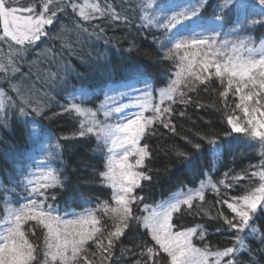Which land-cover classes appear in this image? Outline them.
Here are the masks:
<instances>
[{"label":"trees","instance_id":"obj_1","mask_svg":"<svg viewBox=\"0 0 264 264\" xmlns=\"http://www.w3.org/2000/svg\"><path fill=\"white\" fill-rule=\"evenodd\" d=\"M176 1L179 0H155V7H171ZM185 1L202 5L198 15L204 26V22L211 21L214 11L219 14L217 5L224 3V0ZM73 2L81 5L83 0H63L60 6L64 10L57 12L54 23L46 29L47 35L42 36L22 59L16 57L17 46L10 49L8 42L0 41V62L6 63V57L12 55L19 68L18 72L11 68L8 72L0 71V90L15 101V106L5 114L7 127L0 124V224L5 221L7 208L26 203L25 198L31 192L27 180L32 175L34 160L44 140L59 156L54 169L61 179V185L41 189L47 196L45 204L64 217H73L85 210H101L102 214V206L111 196V190L101 175L102 155L92 135H78L80 118L74 113L63 112V107L70 102L69 94H75L77 99L74 102L80 103L79 90L87 91L89 102L84 106L92 108L103 101L109 88L125 84L132 70L143 71L153 88L168 86L177 71L175 55H166L172 48L169 42L172 33L155 24L145 26L146 22L141 19L144 15L141 6L149 0H99L102 7L112 4L121 13L119 21L99 16L83 21L78 15L79 9H72ZM29 4L40 9L42 0H21L13 6L27 7ZM204 4L207 6L203 7ZM153 9L151 7L148 11L163 23V13ZM257 12L255 8L248 9L247 15L236 9L225 11L224 20L218 25L219 41L234 38L239 41L245 36L250 39L263 37L264 23H251L262 19L254 14ZM78 24L87 31H76L74 26ZM99 28L104 32L100 33ZM42 50L46 54L38 55ZM66 64L72 67L67 74L63 71ZM50 72L58 73V76L51 78ZM17 84H23L33 94L46 95L47 107L42 115L31 113V109H27L29 115H21L19 107L23 104L13 89ZM226 87V81L222 82L215 75L205 84L198 83L194 91L184 92L186 103L175 100L169 106L171 112L161 118L163 123L157 120L148 127L141 143L148 145L149 156L145 158L143 171L151 179L141 181L136 195L143 199L132 205L133 214L143 216L142 205L166 199L177 190L199 188L201 181L211 179L216 188L206 187L204 200H194L191 209L182 205V211L173 214L172 223L176 229L196 228L197 235L203 236L202 243L213 251L234 244L235 230L228 229L223 216L232 218L235 214L224 201L234 202L233 197L247 194L261 181L259 175L252 174L264 171V154L258 141H250L244 133H235L227 122L229 116L239 120L241 108L236 107L240 104V97L234 89L227 96L220 95ZM33 121L36 122L35 135L30 134ZM164 123L170 126L165 128ZM213 137L218 147L215 157L208 143ZM194 144H200L201 149L195 150ZM177 151L194 160L192 169L186 166L187 161L178 156ZM33 197L44 199L37 194ZM253 227L257 229L254 236L248 230L245 233L248 249L238 254L242 264H264V244L261 243L264 214L255 217ZM24 230L30 242L42 249L46 230L37 226L35 221L26 224ZM31 230L36 234L33 235ZM113 230L111 226L103 227L105 245L107 232ZM145 246L155 247L150 233L146 234L142 224L132 222L131 230L125 229L115 241L112 255L104 264H137V261L143 264L146 256L141 253ZM94 253L96 255L89 258L94 264H101L97 246ZM38 259L43 264L42 251Z\"/></svg>","mask_w":264,"mask_h":264},{"label":"snow or ice","instance_id":"obj_2","mask_svg":"<svg viewBox=\"0 0 264 264\" xmlns=\"http://www.w3.org/2000/svg\"><path fill=\"white\" fill-rule=\"evenodd\" d=\"M21 0H0V41L8 42L9 48L16 47V57L23 58V55L41 39L46 36V27L52 25L58 11H63L60 6L63 0H42L41 10L37 11L36 6L29 4L27 7L13 6ZM259 15L261 20H252V24L264 23V0H257ZM67 6V5H64ZM207 5L204 4L203 7ZM74 11L79 9L78 15L83 21H91L99 17H110L113 21L121 19V13L117 12L112 4L101 6L99 0L90 2L85 0L82 5L71 3ZM144 15L142 21L145 26L155 24L162 27L165 31L171 32L169 42L175 40L173 47L168 49L167 56L179 55L184 50V55L180 57L181 63L177 66L175 78L170 80L167 87L159 90L158 104L152 103V93L146 74L140 69L129 72L126 83L123 87L130 91H135V83H143L145 89L141 90V95L130 99V104H121L119 107H109L114 103V98L105 93V100L101 102L95 111L85 107L89 102V93L80 89V103L74 102L77 97L69 94L71 99L67 106L63 107V112L74 113L80 118L79 132L80 137L88 134H95L98 141L108 145V158L106 171L101 175L107 180L112 189V200L115 206L111 207L105 202L102 206L105 212H111L115 220L113 231L107 232V244L103 242V232L97 227L99 220L96 217V210H88L83 214L76 215L75 219H64L51 205H46L47 196L45 191L51 187L61 185L58 171L51 167L42 171L40 176L35 179L27 180L28 185H35L31 192L44 199L27 198V202L19 207H9L6 209V219L3 221L4 228L0 231V264H40L38 259L39 252H43V264H94L89 258L88 242L92 241L100 250L101 264L112 255V248L125 232L131 230L132 222L142 224L146 229V234L151 235V240L158 247L145 246L141 255L146 256L143 264H242L238 260V254L248 249L246 244L248 230L253 236L257 229L253 227L255 217L264 214V171L253 173L259 175L261 183L247 194L233 197L234 202L224 201L228 208L235 215L232 218L223 216L224 222L229 230H235L233 246L225 247L222 250L213 251L208 245L198 247L193 242V237L197 234L196 228L173 231V214L182 211V205L189 209L193 207L194 200H204V190L206 187L216 188L211 179L201 181L200 187L187 192H181L170 196L167 200L161 201L155 207L145 206L144 211L147 215L136 216L133 214L132 205L142 197L134 195V190L139 186L141 180H150L151 177L145 175L143 171H137L144 164L145 158L149 156L148 145H141L140 141L146 134V130L155 121L160 120L166 113L171 112L170 107H162L165 101L175 102L179 96L182 102L186 95L181 88L187 87L194 91L197 84L207 83L213 75L226 81L227 87L220 95L227 96L229 91L234 89L235 94L240 97V104L237 108H242L245 117H249L242 126L238 118L228 117V124L231 125L235 133H244L250 141H258L262 154H264V40L257 46L250 38L240 39L239 41L220 40V32L215 28L211 29V35H205L209 31L201 24L198 13L202 5L199 3L188 5H174L160 7L156 5L153 9L163 13V23L160 19L152 15L148 9L152 7V0L141 6ZM255 3H244L243 0H224L218 4L219 14L214 11L210 21L213 25H220L224 20V12L236 9L246 15L248 9L255 8ZM55 8V10H53ZM176 9H179L177 11ZM171 12V15L168 13ZM127 20V17H124ZM191 23L193 28L191 36L182 35V31H187L186 24ZM76 31L85 32L86 28L81 25L74 26ZM96 27H99L98 25ZM195 28H202L203 31L195 32ZM63 31V29H61ZM103 33L104 29L99 28ZM229 45L231 47L229 48ZM194 51H190L193 50ZM227 52V55L225 53ZM46 53L42 50L38 55ZM16 57L8 55L6 63L0 62V71L8 72L9 68L13 72H18L16 67ZM197 57H200L197 60ZM214 68V74L209 69ZM72 70L71 65L66 64L63 68L65 74ZM207 75H204V74ZM51 78L58 76V73H49ZM64 79L63 76L60 77ZM20 98L22 107H19L21 115L31 113L40 116L47 107L46 95H36L31 89H26L23 84L13 85ZM107 91H115L109 88ZM121 96L127 93H120ZM256 106H251L252 104ZM138 107L139 111L126 117H122L116 124H108L96 119L97 111H103L105 118L113 113H122L129 106ZM15 106V101L3 90H0V124L7 127L6 111ZM151 110L152 115L145 116V112ZM259 113V117L256 115ZM182 115V114H181ZM36 122H32L31 135L36 133ZM170 125L164 123V127ZM27 129V125H26ZM174 130V129H173ZM192 143V141H188ZM211 145V153L215 157L218 153L217 141L213 137L208 140ZM56 147H59L57 145ZM195 150H200V144H194ZM177 155L187 161V167L193 168L194 160L188 154L177 151ZM130 157L134 158V163L130 162ZM30 221H35L37 226L46 230L43 236L42 249L39 245L30 242L25 233L24 226ZM35 235V230H31ZM245 234V235H242ZM201 239L203 236L201 235ZM264 244V237L261 238ZM250 250V249H249ZM107 253V256L104 255ZM166 254V255H163ZM91 253V256H95ZM227 258V259H225ZM236 258V259H234ZM141 264V261H137ZM258 264V262H255Z\"/></svg>","mask_w":264,"mask_h":264},{"label":"rangeland","instance_id":"obj_3","mask_svg":"<svg viewBox=\"0 0 264 264\" xmlns=\"http://www.w3.org/2000/svg\"><path fill=\"white\" fill-rule=\"evenodd\" d=\"M84 2H85V0H83V2L81 3V5ZM90 2H93L94 3L93 0H90ZM233 2H235V0H233ZM243 2L244 3H250V4L251 3H255L256 4L255 9L257 11H259V5L257 3V0H243ZM177 4H180V5H188V4H192V2L185 1V0H179V1H176L174 4H172L171 6H174V5H177ZM152 7L156 8L155 7V0H152ZM40 10H41V8L40 9H37V11H40ZM176 10L179 11V9H176ZM170 15H171V13H170ZM209 21H210V19H209ZM204 23H205V27L209 29V31L205 32V35H211V29L212 28H215V30L219 32L218 25H213V24H211L208 21L207 22H204ZM47 27H46V29H47ZM186 28L188 30L187 31H182L181 34L182 35H186V36H191L193 34V32L191 31V29L193 28V25L191 23H187L186 24ZM194 31L198 33V32L203 31V29H201V28H195ZM244 38H247V37L245 36V37H243V39ZM225 40H229V39H225ZM251 40H252V42L255 45L258 46L260 44V42L262 40H264V36L263 37H260L258 39H251ZM218 41H219V37H218ZM229 41H238V38H234L233 40H229ZM174 42H175V40H172L171 41V47H173V43ZM230 47H231V45H229V48ZM190 51H194V49L193 50H190ZM183 55H184V50H181L180 53H179V55H175V57L178 60L177 66L181 63L180 57L183 56ZM225 55H227V52L225 53ZM199 59H200V57H197V60H199ZM209 71L210 72H213V74H214L215 69L214 68H211V69H209ZM204 75H207V74L205 73ZM123 85L114 88L115 91H109L107 93V95L112 96L114 98V103L109 104V107H119L121 104H130V99H134L135 97L140 96L141 95V90H144L145 89V85L143 83H141V84L135 83L133 85V88L135 89V91H130L128 88L123 87ZM163 88H165V87H163ZM160 89L161 88H153V86L149 83L148 90H150L151 93H152V97H153L152 103L153 104H158L160 102V100H159V94H158ZM181 90L183 92H185L186 90H189V88L182 87ZM120 93H127V95L121 96ZM179 99H181V98L179 96H177L175 100H179ZM104 100H105V97H104L103 101ZM171 103H172L171 101H165L164 104L162 105V107H169ZM262 103H264V99H262ZM99 105L96 106V107L89 108V109L95 111V110H97L99 108ZM251 106H256V105L253 103ZM262 110H264V109H262ZM137 111H139V108L138 107H134V106H131L130 105L128 108L124 109L122 113H113L110 117H107V118H105V116L103 114V111H97L96 119H98V120H100L102 122H106L108 124H116V123H118L121 120L122 117H126V116H128V115H130L132 113L137 112ZM144 114H145V116H150V115H152V112H151V110H148ZM239 114L241 116L239 115L240 117H239L238 122L243 126V124H245L246 120L249 117H245L242 108H241V113L239 112ZM166 115H167V113L165 114V116ZM256 115L259 117V113H257ZM164 117H162V118H164ZM90 135H92L96 139V142L98 144V149L100 150L101 155H102V159H103V172H105L106 171V165H107V158H108V155H109V152H108V147L109 146L108 145H105L101 141H98V139L95 136V134H90ZM140 144L143 145L141 143V141H140ZM37 155H38L37 158L34 160L35 163L33 164L34 170L32 171V175L29 178V179H32V180L37 179L40 176L41 172L42 171H46L47 168L51 167V168L54 169V166H55L56 161L59 160V156L57 155L56 150L53 147H51V144L50 143L48 144L47 140H44V143L40 147V152H38ZM130 162L134 163V158L130 157ZM136 170L137 171H143V165L140 166L139 168H137ZM103 181H104L105 185H107V187H109L110 190H111L110 191L111 196H110V198L106 202H107V204L109 206L114 207L115 206V201L112 200L113 189H112L110 183L107 180H105L104 177H103ZM141 181H140V183H141ZM140 183H139V185H140ZM260 183H261V181H259L254 188L258 187L260 185ZM33 186H35V185H31V188ZM136 189H137V187L134 190V195H136ZM193 190H195V189H193ZM187 191L188 190H177L176 192H174L170 196L177 195V194H179L181 192H187ZM34 195H35L34 193L30 192L28 194V196H26L25 201L27 202V198L35 199V197H33ZM169 197H167L166 199H160V200H158V201H156L154 203H151V204H144V205H142L141 209L143 210L144 215H147V213L144 211V208H145L146 205L149 206V208L155 207L161 201L167 200ZM87 211L88 210L79 212V213H77V215L78 214H83V213H85ZM95 214H96L97 219L99 220V224L97 225V227L100 228L101 231L103 230V227H110V226L111 227H115V220L113 219V215H112L111 212H105L102 209V214H101V210H96V213ZM61 217L64 218V219H75L76 218V216H73V217H64V216H61ZM5 219H6V217H5ZM4 226H5L4 223L0 224V231L3 230ZM178 230H181V229H176L175 227L173 228V231H178ZM193 242L198 247H204V244L202 243L203 241H202L201 237L198 236L197 234L193 237ZM154 246L155 247H158V246L155 245V242H154ZM87 247H88V253H89V256H90L91 253H94L96 244L93 243L92 241H89ZM163 255H166V254H163Z\"/></svg>","mask_w":264,"mask_h":264}]
</instances>
